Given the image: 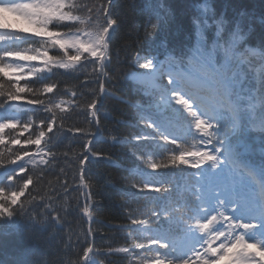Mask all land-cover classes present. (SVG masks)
Instances as JSON below:
<instances>
[{
  "label": "snow or ice",
  "instance_id": "1",
  "mask_svg": "<svg viewBox=\"0 0 264 264\" xmlns=\"http://www.w3.org/2000/svg\"><path fill=\"white\" fill-rule=\"evenodd\" d=\"M0 8L15 13L0 22V236L60 232L75 212L88 223L83 241L76 251L71 241L57 246L54 264H264V12L251 47L257 17L247 8L229 16L218 0H188L192 27L170 47L154 37L173 11L164 0L149 5L144 40L154 47L131 49L123 73L140 102L130 120L109 125L105 103L124 102L110 91L122 67L115 0H0ZM73 115L83 124L69 125ZM98 144L129 149L139 177L130 198L144 201L126 209L119 246L96 244V197L109 185L92 166L111 162ZM11 264L53 262L20 253Z\"/></svg>",
  "mask_w": 264,
  "mask_h": 264
},
{
  "label": "trees",
  "instance_id": "2",
  "mask_svg": "<svg viewBox=\"0 0 264 264\" xmlns=\"http://www.w3.org/2000/svg\"><path fill=\"white\" fill-rule=\"evenodd\" d=\"M159 2L160 0H115V12L121 15L123 23L113 41V56L115 57L117 51L119 52L122 67L116 69V77L118 78L112 80L113 88L110 91L114 89L115 94L120 96L124 102L108 100L105 103V109L109 114V125H112L119 119L130 120L134 112L132 105L140 102V96L136 94L134 82L124 79L123 76V73L127 72L125 56L128 55L131 49L148 53L154 47L144 40L143 25L149 15L153 14L149 5L155 6ZM164 2L172 9L174 18L168 27L161 24L154 39L156 42L166 40L170 47L180 46L185 41V28L192 27L190 20L191 12L186 11L188 0H164ZM204 2L205 0H200L201 4ZM213 2L215 3L217 0H213ZM218 3L220 11L227 13L229 16L236 11L237 7L247 8L255 14L257 17L256 28L254 33L247 38L248 44L251 47H255L259 41V19L261 13L264 12V0H218ZM5 15L9 16L10 12L0 8V22L4 21ZM195 39V32H193V43H195ZM260 67V65L256 67L257 74L260 71ZM80 82L82 83L83 80ZM75 83L74 79L67 81L69 85ZM67 123L72 126L83 124V119L82 117L73 115ZM117 127L122 133L130 130L125 125H117ZM65 146H67V141L61 146L62 150ZM96 147L103 149L105 153H111V162L100 159L92 166V171L96 174L97 178L101 182L106 181L109 185L107 191L102 192L96 197L98 201L102 202V208L98 211V214L94 213L95 223L93 227L102 230L103 233V235L100 232L97 233L96 244L104 246L111 242L113 245L119 246L122 244L125 236L122 227L127 223L125 220L126 209L129 207L136 209L142 207L144 204V201H140L139 204L132 202L130 198V194L135 191L130 187V184L134 182L132 178L136 177L138 180L139 177L136 176L135 166L129 156L128 148L121 145L109 148L103 144H98ZM78 152V146L73 147V153ZM170 154L166 153L165 155ZM251 160L254 164H259L260 157L256 154L251 157ZM57 172H59V169H57ZM45 179L47 182L55 184L57 176L52 175ZM69 179H71V176H69ZM48 190L44 186L45 193ZM76 215L75 212L70 214L69 222L65 224L63 230L60 232H40L31 238L26 237L22 233L0 236V261H8V264H11V260L19 256L20 253H27L34 261L47 259L54 264L57 246L63 249L71 241L72 251L78 250L76 241L78 238L83 241V233L87 231L88 223L86 221H77ZM53 235L55 236V240L50 239ZM61 240H63V244L60 243ZM108 264H121V261L117 257H112L109 259Z\"/></svg>",
  "mask_w": 264,
  "mask_h": 264
},
{
  "label": "rangeland",
  "instance_id": "3",
  "mask_svg": "<svg viewBox=\"0 0 264 264\" xmlns=\"http://www.w3.org/2000/svg\"><path fill=\"white\" fill-rule=\"evenodd\" d=\"M6 10L10 12V15L9 16L8 15H5L4 18H3L4 20H5V18H12V17H14L15 13L12 10H8V9H6Z\"/></svg>",
  "mask_w": 264,
  "mask_h": 264
}]
</instances>
